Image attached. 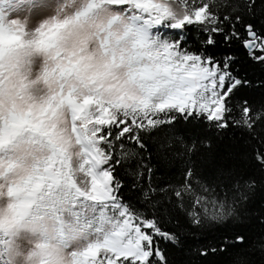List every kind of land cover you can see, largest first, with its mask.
<instances>
[{
	"label": "clouds",
	"instance_id": "obj_1",
	"mask_svg": "<svg viewBox=\"0 0 264 264\" xmlns=\"http://www.w3.org/2000/svg\"><path fill=\"white\" fill-rule=\"evenodd\" d=\"M246 2L8 0L0 15V264H165L141 238L144 216L119 196L120 177L139 181L132 164H143V139L179 117L206 118L228 73L158 30L198 28L210 44ZM246 104L237 103L236 124L252 111ZM123 127L142 134L137 148L119 135ZM249 198L226 192L199 223L184 196L174 207L193 228L246 225ZM237 259H264V235Z\"/></svg>",
	"mask_w": 264,
	"mask_h": 264
},
{
	"label": "trees",
	"instance_id": "obj_2",
	"mask_svg": "<svg viewBox=\"0 0 264 264\" xmlns=\"http://www.w3.org/2000/svg\"><path fill=\"white\" fill-rule=\"evenodd\" d=\"M219 3L226 7L230 3H243V0H219ZM250 3L251 0H247L244 11H236L230 18L232 23L225 22L222 30L211 35L210 44L207 43L209 35L198 28L169 31L162 27L158 30L162 37L179 41L181 48L208 60L209 66L215 64L221 72L228 73L223 91L231 88L226 107L233 109L227 113L226 129H218L214 122L203 116L196 118L195 114L186 121L177 118L165 133H154V139L142 140L145 148L139 151L143 164H132L133 168L142 169L139 181L120 177L124 181L119 192L123 201L144 218H155L163 232L178 239V244L174 245L162 237H153L154 249L161 251L165 264H232L235 254L246 251L254 237L264 235V224L259 222L264 218V165L256 160L257 155L264 157V59H261L264 51L258 45L251 52L244 47V41L248 40L247 25L252 26L258 40L264 38V0ZM224 14L227 13H221V20ZM236 15L241 16L240 23H236ZM232 32L240 39L233 37ZM236 81L239 83L232 87ZM243 101L252 108L253 134H249L243 124H236L241 115L237 103ZM128 143L133 148L138 147L134 141ZM189 170L193 172L191 177L187 176ZM122 171L117 166L116 174ZM225 178L231 181L227 189ZM186 181L192 192L185 190ZM176 190H184L183 204L190 211L200 210L194 207L197 196L221 200L226 192L233 198L248 195L246 211L249 215L244 218L250 223L193 228L175 210ZM145 231L150 233V230ZM237 237H242L243 243H237ZM236 264H240L239 259ZM254 264H264V259H256Z\"/></svg>",
	"mask_w": 264,
	"mask_h": 264
},
{
	"label": "snow or ice",
	"instance_id": "obj_3",
	"mask_svg": "<svg viewBox=\"0 0 264 264\" xmlns=\"http://www.w3.org/2000/svg\"><path fill=\"white\" fill-rule=\"evenodd\" d=\"M251 3H252V0H251ZM245 31L247 32V35L250 38V40L257 41L259 49L264 51V38H260L259 40H257L256 36L253 33V28L251 25H247V27L245 28ZM231 35L235 37L236 39H240L239 35L236 32H232ZM211 42L212 41H210V43ZM251 46L252 45L249 43V41L247 40L244 41L245 48H249ZM261 59H264V57H261ZM237 83H239V81H236L232 85V87H235V84ZM223 84H224V80L221 79V85H218V87H221V91L215 96V103L211 105V107L205 108V112L207 113L206 119L209 122H214L215 127L220 128V129H226L228 127V116L224 115V113H226L228 110V107H226V105L229 99L228 94L231 92V88H229L227 92H224ZM250 113L251 111H248V112H245L244 114V117H245L244 126H246L249 134H253L255 132V122L252 120ZM194 114L195 113H193V115ZM140 127L143 128V125H141ZM162 132H164V130H160V132H157L156 134L161 135ZM112 135H116V133H112ZM119 135L123 137L127 136L128 139L134 141L137 144H139L142 140V134L134 133L132 128H129V127H123L122 130L119 131ZM256 160L259 161L260 165H264V157L257 155ZM192 175H193V172L189 170L187 173V176L191 177ZM185 190H187L188 192L193 191L190 183H188L187 181L185 182ZM174 195L176 199L179 200L183 198L184 192L182 190H176L174 192ZM218 206L222 207V204L220 203L219 199H212L210 197L197 196L194 201V207L199 208L200 210L199 211L192 210L191 212H192V215L195 217L196 222L199 223L201 212L207 213L209 207H212L213 209H215ZM213 218L215 219L216 217L214 216ZM142 224H143V231H142L141 238L142 240H145L148 242V245L150 248L154 247V241H153L154 236H163V237L168 236L167 233L161 230L155 218L153 219L144 218L142 220ZM139 230L140 229L138 227V231ZM145 230H150V233ZM137 243H140V241H137ZM212 251H215V249H212ZM151 254H152L151 252H145L144 257H142L141 259L142 260L147 259V257ZM155 254L159 255V252L156 251ZM201 254L203 255L205 253H201Z\"/></svg>",
	"mask_w": 264,
	"mask_h": 264
},
{
	"label": "rangeland",
	"instance_id": "obj_4",
	"mask_svg": "<svg viewBox=\"0 0 264 264\" xmlns=\"http://www.w3.org/2000/svg\"><path fill=\"white\" fill-rule=\"evenodd\" d=\"M7 5H8V0H0V15L3 14ZM162 238L165 240L164 237H162Z\"/></svg>",
	"mask_w": 264,
	"mask_h": 264
},
{
	"label": "water",
	"instance_id": "obj_5",
	"mask_svg": "<svg viewBox=\"0 0 264 264\" xmlns=\"http://www.w3.org/2000/svg\"><path fill=\"white\" fill-rule=\"evenodd\" d=\"M255 35V34H254ZM247 41H249V43L252 45L251 47H249V48H246V50L248 51V52H251V51H253L255 48H256V46H257V41H253V40H250V38L248 37V40Z\"/></svg>",
	"mask_w": 264,
	"mask_h": 264
}]
</instances>
